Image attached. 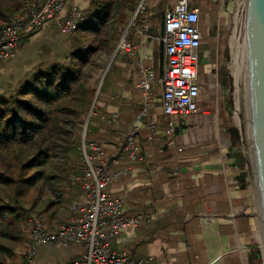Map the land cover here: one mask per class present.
Returning a JSON list of instances; mask_svg holds the SVG:
<instances>
[{"label":"crops","instance_id":"0c3cea01","mask_svg":"<svg viewBox=\"0 0 264 264\" xmlns=\"http://www.w3.org/2000/svg\"><path fill=\"white\" fill-rule=\"evenodd\" d=\"M62 1L64 19L71 5L85 15L91 0ZM174 1L135 0L128 5L121 38L133 48L131 54L124 50L112 54L116 80L100 91L96 104L95 130L102 122L110 127L109 132L98 129L109 142L94 140L103 152L115 157L119 147L131 140L142 156L141 161L130 162L128 152L124 155L119 168L131 171L120 176L108 193L123 200L125 215L151 217L148 224L114 237L110 248L132 253L135 259L151 256L154 264H264L253 169L230 106L228 60L237 0H190L191 8L199 11V31L206 30L205 36L200 32L197 49L200 112L178 123L173 145L163 136L165 119L156 82L151 87V106L146 115L142 112L138 65L156 79L160 76L165 64L160 41L163 15ZM73 46L72 35L60 33L52 21H46L24 39L13 59L0 63V101L23 91L42 68L65 63ZM112 115L117 116L115 123L100 118ZM148 122L157 131L152 145L146 141ZM82 201V195L74 197L55 220L51 211H42V223L57 228L68 220L71 207ZM84 251L82 245H38L33 264H75Z\"/></svg>","mask_w":264,"mask_h":264},{"label":"built area","instance_id":"2783aa9c","mask_svg":"<svg viewBox=\"0 0 264 264\" xmlns=\"http://www.w3.org/2000/svg\"><path fill=\"white\" fill-rule=\"evenodd\" d=\"M243 1L237 3L233 14L232 30L235 33ZM63 8L62 0H22L20 9L0 26V63L13 59L24 39L37 33L46 21H52L60 33L72 35L83 22L84 15L71 5L64 19H61ZM160 41L165 61L160 76L156 79L152 71L139 64L137 88L141 95L142 112L146 115L153 101L152 84L156 82L159 85L160 108L165 119L163 136L167 143L173 145L178 123L200 112L197 105V49L201 43L199 11L191 8L190 0H175L172 9L164 12ZM132 48L123 38L117 44L118 50L130 54ZM93 108L88 117L92 115ZM100 118L107 123L117 120L116 115ZM236 123L240 143L245 147L251 167L241 123L238 120ZM146 134L147 143L152 145L157 135L153 122H148ZM84 137L85 134L79 147L78 173L73 177V182L81 191L82 203L72 206L68 220L55 229L47 228L35 216L28 217L26 229L29 240L23 244L19 264H33L35 247L38 245H82L85 251L75 264H154L151 256L135 259L132 253L114 251L109 245L121 232L137 229L140 224L151 221L147 213L125 215L123 200L112 198L108 193V188L120 176L131 171L130 167L119 168L127 152L130 162L142 160L139 147L130 140L119 147L115 157H109L99 142H87Z\"/></svg>","mask_w":264,"mask_h":264},{"label":"trees","instance_id":"16d2710c","mask_svg":"<svg viewBox=\"0 0 264 264\" xmlns=\"http://www.w3.org/2000/svg\"><path fill=\"white\" fill-rule=\"evenodd\" d=\"M134 2L91 0L83 22L72 34L74 46L66 62L42 68L23 91L0 101V264H9L19 246L29 240L26 220L36 203L44 206L41 212L51 211V201L43 199V186L53 166L60 169L61 183L70 179L66 182L65 205L81 195L79 186L71 183L80 159L78 124H69L65 117L78 119L90 107L93 90L85 84L82 72L93 57L105 54L111 58L114 51L117 53L127 7ZM21 5L22 0H0V26ZM113 63L100 91L116 80ZM97 102L89 120L97 113ZM99 128L110 131L103 122ZM98 129L90 131L87 125V142H109ZM59 196L63 197L61 192Z\"/></svg>","mask_w":264,"mask_h":264},{"label":"water","instance_id":"95a60500","mask_svg":"<svg viewBox=\"0 0 264 264\" xmlns=\"http://www.w3.org/2000/svg\"><path fill=\"white\" fill-rule=\"evenodd\" d=\"M235 99L253 169L264 258V0H244L236 20Z\"/></svg>","mask_w":264,"mask_h":264},{"label":"rangeland","instance_id":"374dc122","mask_svg":"<svg viewBox=\"0 0 264 264\" xmlns=\"http://www.w3.org/2000/svg\"><path fill=\"white\" fill-rule=\"evenodd\" d=\"M240 0H237V3ZM237 9V4H236V8H234L233 10V14L235 13ZM206 34V30L203 29V27H200V32L201 34L203 33ZM204 35V34H202ZM23 36V34H21V37ZM205 36V35H204ZM230 36H232V47L233 50L231 51V55L229 57L228 60V66L230 68V106H231V111H232V117L234 118V120H238L239 123H241V119H240V115H239V111H238V107H237V103H236V99H235V69H234V63H235V56H236V33L232 30V33L230 34ZM205 41V40H204ZM110 59V56H106L105 54H100L97 55L95 57L92 58V61L90 62V64L85 68V70L82 72L83 73V77L85 78V84L87 86H89L92 90H93V98H92V102L90 107L84 111L83 114H81L79 116L78 119H74L72 117V115H70V117L66 116L65 120L71 124L72 122H75L76 125L78 124V138L80 141V145H81V141H82V137L85 134L84 139L86 140V131H87V125L90 129V131H92L95 127V121H94V117L92 119L89 120V114L90 111L92 109V107H95V103L96 100H99V98L101 97L100 95V88L102 83H100L101 77L103 75L104 69L106 64H108ZM104 66V67H103ZM96 95V97H95ZM95 97V100H94ZM89 120V122H88ZM82 122V123H81ZM241 127H242V123H241ZM243 129V128H242ZM74 133V131H73ZM61 146L60 144H58V149H60ZM79 164V162H78ZM61 172L60 169L56 166H53V168L51 169L50 172H48V176H49V180H47L46 183H44V198L45 200L51 201V206L49 208V210H51L52 214H53V218L54 220L56 218H59V216L63 213H65L68 210V206L65 205L64 203V197H65V189H66V185L68 184V181H63L62 183L59 181V176H60ZM67 182V184H66ZM73 179H72V182ZM63 189V190H62ZM62 193V196H59V193ZM26 207L30 206V203L25 205ZM43 205L40 204V202L36 203L35 207L32 209V214L31 216H35L37 218H39L42 222L43 221V212H41V209H43ZM30 217V216H29ZM23 250V245H20L19 248L16 250L15 252V256L13 257L12 261H9V264H19L20 262V257H21V253Z\"/></svg>","mask_w":264,"mask_h":264},{"label":"bare ground","instance_id":"6f19581e","mask_svg":"<svg viewBox=\"0 0 264 264\" xmlns=\"http://www.w3.org/2000/svg\"><path fill=\"white\" fill-rule=\"evenodd\" d=\"M234 69H235V63H234Z\"/></svg>","mask_w":264,"mask_h":264}]
</instances>
